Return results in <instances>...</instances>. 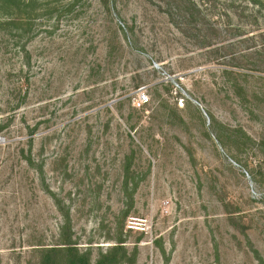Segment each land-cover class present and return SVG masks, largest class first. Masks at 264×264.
Instances as JSON below:
<instances>
[{
	"label": "rangeland",
	"instance_id": "rangeland-1",
	"mask_svg": "<svg viewBox=\"0 0 264 264\" xmlns=\"http://www.w3.org/2000/svg\"><path fill=\"white\" fill-rule=\"evenodd\" d=\"M192 1L0 3V264L57 243L51 192L93 255L123 221L135 264H261L264 0Z\"/></svg>",
	"mask_w": 264,
	"mask_h": 264
},
{
	"label": "trees",
	"instance_id": "trees-1",
	"mask_svg": "<svg viewBox=\"0 0 264 264\" xmlns=\"http://www.w3.org/2000/svg\"><path fill=\"white\" fill-rule=\"evenodd\" d=\"M37 0H0L5 8L17 12V21L25 22L24 25L28 29L32 26L34 14L39 11L35 7ZM71 4H75L80 0H70ZM184 4V15L191 18L198 15L199 12L195 8L192 0H180ZM21 15H20V14ZM32 13V15H31ZM2 24V23H0ZM4 125H0V132ZM31 132V131H30ZM31 143V140L29 141ZM28 164H32L30 157L27 158ZM126 172L128 170L126 169ZM127 179V178H126ZM125 180L124 188L126 190ZM54 201V204L62 216V224L59 227L57 243L50 246H38L33 249L35 259L28 264H135L138 255L137 241L131 251L127 249L126 239L127 233L124 231V222L118 225L115 236L108 237L110 244L106 248L98 247L96 254L93 255V247L91 242L88 243L85 249H80L79 242L74 238L72 230L71 219L68 207L64 208L62 201L54 194L49 193ZM131 205V204H130ZM128 214V209L124 210L123 218ZM129 231V230H128ZM156 245L163 258V264H169L170 253H167L163 242L157 241ZM258 261L263 264L264 259L255 252ZM95 256V257H94Z\"/></svg>",
	"mask_w": 264,
	"mask_h": 264
}]
</instances>
